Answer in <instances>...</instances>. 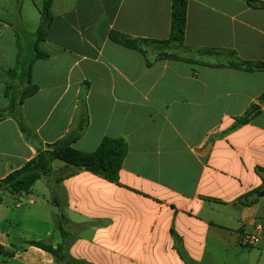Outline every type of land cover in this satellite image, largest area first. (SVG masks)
<instances>
[{
    "label": "crops",
    "instance_id": "crops-1",
    "mask_svg": "<svg viewBox=\"0 0 264 264\" xmlns=\"http://www.w3.org/2000/svg\"><path fill=\"white\" fill-rule=\"evenodd\" d=\"M44 3L0 0V49L17 48L5 57L12 65L0 64V111L10 106L7 72L22 70V48L33 51L43 22L38 47L49 54L33 63L39 91L0 121V181L69 135L84 114L77 149L93 152L117 137L129 151L119 182L54 160L34 185L43 181L41 192L2 191L0 205L20 210L26 197L47 212L46 236L59 231L55 247L64 240L57 213L65 212L75 235L68 253L85 264H186L173 230L196 264H264V71L218 65L264 61V0H188L178 53L197 62L157 60L155 45H143L144 53L110 39L112 31L168 39L173 0H53L50 17ZM14 84L20 92L27 85ZM246 114L251 120L233 129ZM248 233L259 242L246 244ZM0 244L14 253L1 255L24 264H58L39 247L13 246L1 229Z\"/></svg>",
    "mask_w": 264,
    "mask_h": 264
},
{
    "label": "trees",
    "instance_id": "trees-1",
    "mask_svg": "<svg viewBox=\"0 0 264 264\" xmlns=\"http://www.w3.org/2000/svg\"><path fill=\"white\" fill-rule=\"evenodd\" d=\"M53 0H45L43 5L42 14L50 17V9ZM187 9L188 0H173L172 11V25L171 33L168 39L165 40H152L143 38H133L127 34L112 31L110 33V39L124 47L136 49L146 53L143 45L152 44L157 48V60L162 59H185L189 62H197L196 59L182 58L178 53V47L184 44L186 28H187ZM46 22H43V26L37 32L36 47L34 48V55L32 58L24 62L23 68L11 69L7 72L9 81L7 83L6 94L10 100V106L7 111H0V121H2L7 115L15 114L19 110V106L23 101L34 95L39 91V86L34 84L31 79L33 63L38 59H44L49 57L48 53L42 52L38 44L40 41L47 37V31L45 28ZM201 54H216L220 53L218 50L213 49H200ZM22 58H19L21 60ZM220 66H229L245 71H264V61H250V60H230L227 63L218 64ZM26 82L25 89L20 92L18 87L14 84L16 79ZM0 79H4V75L0 73ZM264 99V94L260 97ZM258 113V112H257ZM21 127L25 132L29 130L23 124L21 118ZM251 117L246 114L243 117L236 119L233 129L248 123ZM89 122L87 114H84L78 127L72 131L66 137L58 140L54 144L50 145L48 149L41 150L36 157L27 162L23 167L16 169L9 173L3 180L0 181V202L3 200V192L9 191L14 195H21L29 193L33 189L34 185L45 176H47L51 169L54 160L64 161L68 166L73 168V172L84 169L91 171L95 174L101 175L104 178L112 181L119 182L120 171L123 167V163L129 147L127 141L123 138L117 137H105L99 147L93 152H85L77 149L74 143L82 135L84 129ZM258 171L264 177V169L259 167ZM62 178H58L61 181ZM250 196V195H247ZM56 201V200H55ZM242 201V198L239 200ZM57 204V202L55 203ZM57 216V225L64 238L63 243L55 247L53 244L42 240H30L26 241L29 245L39 247L49 253H51L58 264H85L80 260L75 259L68 253V248L75 238V235L68 230V225H73L68 220L65 212L59 211ZM173 234L177 239V247L181 253L186 264H196L194 260H191L180 247L179 239L173 230ZM0 253H6L13 255V252H8L5 247L0 244Z\"/></svg>",
    "mask_w": 264,
    "mask_h": 264
},
{
    "label": "rangeland",
    "instance_id": "rangeland-1",
    "mask_svg": "<svg viewBox=\"0 0 264 264\" xmlns=\"http://www.w3.org/2000/svg\"><path fill=\"white\" fill-rule=\"evenodd\" d=\"M45 17L44 20H46ZM34 40V38H32ZM25 43V48H22V58L27 62L32 57L35 49L33 51L32 48L27 46ZM17 48H1L0 49V64L4 66H9L13 64L14 60H9L8 55L15 54ZM14 58V57H13ZM12 58V59H13ZM2 70V68L0 69ZM42 182L40 181L34 188L36 192H41ZM43 194L41 193V196ZM55 197V196H53ZM7 200L9 199L8 194L5 197ZM9 201V205H11V201ZM22 201L24 202L23 208L20 210L15 208L14 206L4 207L0 205V229L3 230L6 234H9V243H12L13 246L22 247L26 245L25 241L28 240H42L49 242L53 245L56 244V237L58 236V229L55 227V230H52V234L47 235L48 223H49V214L47 212L39 211L37 208H31L27 203V198L23 197ZM32 209V210H30ZM61 210H63L61 208ZM58 214V213H57ZM59 220V217L57 216ZM0 264H24L22 259H13L7 258L4 255L0 254Z\"/></svg>",
    "mask_w": 264,
    "mask_h": 264
},
{
    "label": "built area",
    "instance_id": "built-area-1",
    "mask_svg": "<svg viewBox=\"0 0 264 264\" xmlns=\"http://www.w3.org/2000/svg\"><path fill=\"white\" fill-rule=\"evenodd\" d=\"M259 240H260V238L257 235H253V234H249V233L245 235V243L250 245V246H253L256 243H258Z\"/></svg>",
    "mask_w": 264,
    "mask_h": 264
},
{
    "label": "water",
    "instance_id": "water-1",
    "mask_svg": "<svg viewBox=\"0 0 264 264\" xmlns=\"http://www.w3.org/2000/svg\"><path fill=\"white\" fill-rule=\"evenodd\" d=\"M261 108L260 105H256L249 113V115H252L255 111L259 110ZM260 196H264V191L259 194Z\"/></svg>",
    "mask_w": 264,
    "mask_h": 264
}]
</instances>
